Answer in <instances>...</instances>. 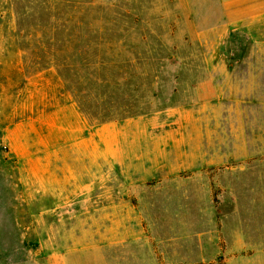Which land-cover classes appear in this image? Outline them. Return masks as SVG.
<instances>
[{"label": "rangeland", "instance_id": "374dc122", "mask_svg": "<svg viewBox=\"0 0 264 264\" xmlns=\"http://www.w3.org/2000/svg\"><path fill=\"white\" fill-rule=\"evenodd\" d=\"M202 26L0 0V264H234L242 219L263 237L264 35Z\"/></svg>", "mask_w": 264, "mask_h": 264}, {"label": "crops", "instance_id": "0c3cea01", "mask_svg": "<svg viewBox=\"0 0 264 264\" xmlns=\"http://www.w3.org/2000/svg\"><path fill=\"white\" fill-rule=\"evenodd\" d=\"M179 4L188 9L193 22L203 23L198 36L208 37L216 31L214 37H223L229 29L234 37L241 34L252 38L258 31L264 35V0H179ZM249 68L252 77L251 64ZM181 111L194 114L192 108ZM250 194L253 193L248 192V196ZM251 221L264 223L260 218ZM245 223L242 219L233 239V245L240 251L234 264H264V225L261 226L263 237L259 239L253 235V228H246Z\"/></svg>", "mask_w": 264, "mask_h": 264}]
</instances>
